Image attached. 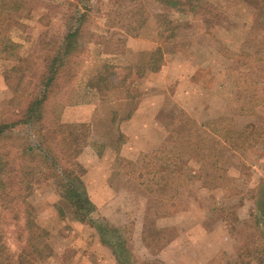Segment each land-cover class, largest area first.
<instances>
[{"label": "rangeland", "instance_id": "1", "mask_svg": "<svg viewBox=\"0 0 264 264\" xmlns=\"http://www.w3.org/2000/svg\"><path fill=\"white\" fill-rule=\"evenodd\" d=\"M166 2L35 0L31 11L6 30L21 45L19 54L26 60L23 86L34 96L41 90L48 58L56 55L69 28L80 29L77 71L70 84L64 86L63 77L58 87L68 120L62 119L63 109L61 121L73 133L67 141L70 159L63 164L68 167L74 161V168L84 171L86 186L81 189L86 188L96 209L89 219L78 218L56 191L49 169L41 165L29 197L40 227L41 264H239L230 260L239 248L250 260L241 264H264V217L259 226L254 219L232 214L244 199L251 201L258 179L254 170L260 173L264 168V155L258 151L245 153L246 162L237 157L257 142L264 144V0H181L179 9ZM77 12L87 15L82 25ZM150 57L157 69L135 77L134 98H118L114 91L100 93L96 88L104 64L144 66ZM16 64L0 59V117L8 120L17 114L9 106L21 74L10 71ZM208 98H214L216 116L202 119ZM134 109L157 118L158 124L147 133L157 147L143 146L138 131L133 139L119 133L126 132L124 120ZM240 110L257 123L244 126L243 118L235 119ZM180 111L193 119L198 116V125L209 122L216 132L202 140L200 151L188 150L182 141L199 139L200 130L180 131L185 121ZM73 114L76 120H71ZM158 126L167 133L166 145L165 139L158 142L153 129ZM29 133L26 127L15 132ZM189 174L205 181L214 196L204 201L200 195L193 202L196 206L188 204L195 193L187 185ZM213 206L226 208L227 222L220 211L208 212L204 219ZM191 207L198 210L197 217L175 219V211ZM3 213L8 244L18 251L27 236L22 233L23 210L16 220L14 211ZM224 223L230 224L233 241L222 235ZM201 224L205 229L213 226L214 235L208 238L206 231H196ZM197 240L204 243L195 247ZM225 246L231 251H222Z\"/></svg>", "mask_w": 264, "mask_h": 264}, {"label": "trees", "instance_id": "2", "mask_svg": "<svg viewBox=\"0 0 264 264\" xmlns=\"http://www.w3.org/2000/svg\"><path fill=\"white\" fill-rule=\"evenodd\" d=\"M34 1L0 0V59L16 61L17 64L10 71L21 73L15 95L9 103L17 114L10 120L0 117V264L43 263L42 250L38 244L40 227L36 223L33 206L29 201L35 187L36 172L41 165L49 169L56 191L74 208L78 218L89 219L88 214L96 209L86 188L81 189L86 186L83 179L84 171L80 172L74 168L75 165L78 166L77 162H68V167L63 164L70 159V155H67L70 152L67 141L73 133L70 135V126L61 121L64 105L60 101L58 87L63 77L64 86L70 84L77 71L76 65L79 64L77 63L79 60L76 56L81 50L78 40L80 29L72 27L68 29L56 55L48 58L49 63L44 73L45 78L41 82L40 92L34 96L30 95L32 93L27 95L21 71L26 60L19 54L21 45L15 42L6 30L17 17L31 11ZM164 1L174 9L183 6L181 0ZM77 16L78 23L82 25L87 15L77 12ZM154 66L155 63L151 60L144 66L117 67L113 64H104L98 73L96 88L100 93L105 90L114 91L118 98L132 99L135 97L132 91L135 77ZM25 127L30 128L29 135L15 134L16 130ZM72 132L77 133V129L74 128ZM33 137L38 138V144H34ZM79 152L77 150V155ZM64 175L70 179L74 178L73 183L68 182ZM262 207L264 208V204ZM20 210H23L25 222L22 233L27 236L22 247L18 251H13L3 228L5 216L3 212L14 211L13 218L16 220L20 219ZM101 234L104 235L102 232ZM124 262H129V258L126 257Z\"/></svg>", "mask_w": 264, "mask_h": 264}, {"label": "crops", "instance_id": "3", "mask_svg": "<svg viewBox=\"0 0 264 264\" xmlns=\"http://www.w3.org/2000/svg\"><path fill=\"white\" fill-rule=\"evenodd\" d=\"M151 55H152V52H150V56ZM150 59H151V57L147 61L149 62ZM148 62H146V64ZM146 64H144V65H146ZM127 65H134V64L131 63V64H127ZM152 70H156V69H152V68L150 69L149 68L146 71L151 72ZM206 71H207V75H208L209 74L208 73L209 70L207 69ZM197 73H198V70L196 71V74ZM192 81H191V83L193 84ZM208 102H210V103L207 105L206 110H205V113H203L205 115H203L204 117H202V119H204V118L209 119L210 117H215L216 116L215 106H214L215 105L214 104V98H211V99L208 98L207 103ZM65 113H67L66 112V109H64V111H63L62 119H63V121H68L65 118L66 117V114ZM74 114L72 116H70L72 118L71 120H73V119L76 120L77 119V116H75ZM177 114L180 115V118H182V119L185 120L182 123V125H180V127H179L180 128V131L182 130L183 132H191V131H194L195 132V131H199L200 130L198 132V135H197V137L200 136L199 139L192 138V137H188V138H185V139L182 140V141L185 140L184 143L186 144V147H187L188 150L190 148L191 151H194V150H199L200 151V149H203V148H201L199 146V145L202 144V140H205L206 141V137L208 138L209 135H212V137H215L216 132L212 128L209 127V122L207 124L198 125V123L194 120V119L197 120L198 119V116H194V119H193V118H191V116L187 115L184 111H180ZM73 116H75V117H73ZM253 117L254 116L251 115V114L244 115L241 112V110L238 113L235 114V119L238 120V119H242L243 118L242 120H244L245 123H246V124H244V126H246L247 124L249 125L250 123H257V122H254L252 120ZM151 118H153V119H151ZM156 119L157 118H155L154 116H152L151 113H145V112H143L141 110L134 109V110L130 111V113L128 114V116L124 120L125 123L123 124V130L126 129V132L123 131V132H119V133L121 135L122 134L128 135V138L133 139L137 135V134H135V131H138L142 135V138L141 139H142V142L144 144L143 146H146V148H148V149L155 148V147H157V144L156 143H150L149 142L150 141V137H149V139H147L148 138L147 133H148V130H149L150 126L151 127L152 126L153 127H156V125L158 124V122H156ZM153 129H154L155 134L158 136V142L165 139L167 133L164 132L161 129L160 126H158V128H153ZM178 129H175V130H178ZM178 133L179 132L176 131V135L177 136H178ZM131 134H134V135H131ZM156 135H154V136H156ZM195 135H196V133H195ZM223 135L225 136L224 133H223ZM224 136H223V141L220 138V136H217V137L221 140L222 143L224 142V144H226L227 143L226 142L227 140H226V138ZM170 138H172V136ZM167 142H168V139H165V142L163 143V145H166ZM181 147H184L183 144H181ZM229 147H230L231 150H233L234 152H236V149L233 148L231 145H229ZM144 149H145V147H144ZM204 150H206V151L208 150L207 146L204 148ZM251 151H253V152H257L258 151L259 153H262L264 155V144H262L260 142H257L253 146H251V149L250 150H247L246 149V150L242 151V153H239V155L237 157L238 158H243L242 161L246 162V159L244 158V156H245L244 154L245 153H248V152H251ZM195 158L196 157H193V159H195ZM263 159H264V156H263ZM195 160L197 162L198 158L195 159ZM252 168L255 169L256 166L255 165H252ZM263 169L260 170V173L261 172H264ZM260 173H259L258 170H254V174L255 175H258V179L256 180V182H254L256 184L254 185V188L255 189L252 190L253 194H252V197H251L252 198L251 201L248 202V201H246V199H244L243 200L244 202H242L240 204L241 206H239V208L235 209L236 210L235 213H232L235 216L234 218H236V219H238V217H243V216L246 217V219H248V218L249 219H254L255 220V225L260 224L259 226L262 225V221H263L262 218L264 217L263 216L264 215V208L262 207L263 204H264V175L261 176ZM187 177H189L188 180L187 179L186 180H187V185L190 188V191L192 193L195 192L193 194L194 197L193 196L192 197H189L190 198V203L187 202L188 204H191L193 206H196V204H194L193 202H196L197 199L200 200V197H201L200 195H202V198H203L204 201H208V199L211 196H214L213 195V192L211 191L210 187H208V184H206L205 181H203L202 179H200V180L199 179H195L190 174ZM225 196L226 195L224 194V198H225ZM233 198L234 197H231V198H229V200H231ZM191 200H192V203H191ZM204 201H203V203H204ZM210 208H208L207 213H206V218H204V219H207L208 218V212H210V215H213V214L215 215L216 213H219V211H220L221 214H223L225 212L224 213V216L222 215V219L221 220H223L224 222H227L226 220H227V216L228 215H227V212H226L227 211L226 208L225 209L224 208H221L220 210H219V207H217V206H213V207H210ZM241 211H243V212H241ZM187 214H190V215L192 214L195 217H197L198 216V210H194V207H191V209H189V208L183 209L182 208V209H180V211H178V210L175 211V214H174L175 216L174 217H175V219H177V218H181L182 216L187 215ZM199 225H200V223H199ZM199 225L196 227V229H197L196 231H206L207 234L205 236L208 237V238L210 236H213L214 235L213 232H215V230L212 229L213 226L211 228L209 226H207V228L205 229L204 228L205 225H203V224H201V226H199ZM220 226H221V223H220ZM227 227L229 228L230 227V224L224 223L223 228L226 229V231H224L222 235H224V238L230 242V241H233L232 240V237H231V233H229L231 231V229H227ZM218 230L223 231L221 228H219ZM227 230H229V231H227ZM200 241L204 243L203 240H200ZM201 242H199V240H197L198 245H195V247H199L201 245ZM190 243L191 244H194L192 242H190ZM206 243L208 244L209 242L206 241ZM230 247H233V242L230 245ZM230 247L225 246V247H223L222 251H225V250L226 251H229V250L231 251ZM239 249L237 250L236 255H234L232 258H230V260L233 259L232 262H234V263L237 262L239 264H241L244 261H246L245 263L250 262L249 259L246 260L242 255L239 254ZM210 261H213V259L210 260Z\"/></svg>", "mask_w": 264, "mask_h": 264}]
</instances>
